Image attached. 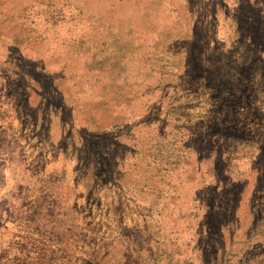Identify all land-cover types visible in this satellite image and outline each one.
Wrapping results in <instances>:
<instances>
[{"label": "rangeland", "instance_id": "374dc122", "mask_svg": "<svg viewBox=\"0 0 264 264\" xmlns=\"http://www.w3.org/2000/svg\"><path fill=\"white\" fill-rule=\"evenodd\" d=\"M0 264H264V0H0Z\"/></svg>", "mask_w": 264, "mask_h": 264}]
</instances>
